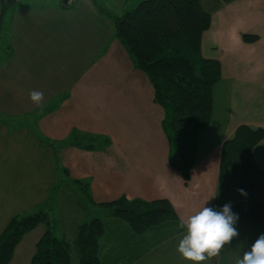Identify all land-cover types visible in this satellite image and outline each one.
<instances>
[{
	"label": "crops",
	"instance_id": "1",
	"mask_svg": "<svg viewBox=\"0 0 264 264\" xmlns=\"http://www.w3.org/2000/svg\"><path fill=\"white\" fill-rule=\"evenodd\" d=\"M200 1L211 13L201 51L204 57L220 61L221 79L213 90L211 121L197 134L190 181L186 183L170 163L165 110L151 81L116 38L115 22L101 12L96 16L109 29L106 40L59 103L39 114L34 124L13 126L0 120V236L13 217L49 204L63 182L75 184L87 201L75 183L80 180L88 183L95 202L123 195L166 198L177 212V218L141 234L119 217L102 215L100 264H194L177 251L186 233L180 218L203 206L220 208L217 193L224 142L241 124L264 128V0ZM75 2L61 6L72 9ZM244 34L258 39L246 41ZM66 44L63 52L60 43V55L73 63V51ZM92 135L108 137L110 143L94 149L79 145ZM254 158L264 170V138L255 146ZM93 210L91 203L82 202L81 213L69 225L61 214L52 220L59 224L61 235L74 240L78 225ZM47 227L45 221L25 234L9 264H31ZM235 227L239 235L217 257L201 264H235L264 234V225L256 222L238 220Z\"/></svg>",
	"mask_w": 264,
	"mask_h": 264
},
{
	"label": "trees",
	"instance_id": "2",
	"mask_svg": "<svg viewBox=\"0 0 264 264\" xmlns=\"http://www.w3.org/2000/svg\"><path fill=\"white\" fill-rule=\"evenodd\" d=\"M114 22L116 38L134 65L148 76L155 98L165 110L163 126L170 142L169 160L188 183L197 134L211 121L213 90L221 79L220 61L204 57L201 51L203 33L211 25V13L200 0H141L122 16H116ZM243 37L249 42L258 39L251 34ZM263 138V127L241 124L235 135L224 142L217 204L221 208L231 202L239 220L264 225V170L254 158V148ZM82 142L80 146L94 149L108 145L110 139L92 135L85 136ZM75 183L80 184L87 198L82 200L79 190L80 201L94 206L92 216L78 225L75 239L58 232L59 224L52 220L53 209L47 212L46 205L36 212L12 218L0 236V264H9L25 234L45 221L48 227L37 242L31 264H100L102 215L127 221L136 234L177 218L169 199L146 200L123 195L95 202L88 183L80 180ZM238 189H244L247 195H241Z\"/></svg>",
	"mask_w": 264,
	"mask_h": 264
},
{
	"label": "rangeland",
	"instance_id": "3",
	"mask_svg": "<svg viewBox=\"0 0 264 264\" xmlns=\"http://www.w3.org/2000/svg\"><path fill=\"white\" fill-rule=\"evenodd\" d=\"M62 1L18 0L8 6L0 28V120L3 122L13 126L34 124L39 114L53 109L106 40L109 29L96 14L104 13L114 25L116 16H122L141 0H77L72 9L61 6ZM1 5L2 0L0 12ZM60 43L63 52L64 44L73 51V63L60 55ZM32 90L43 93L40 106L31 101ZM75 186L63 182L44 207L47 212L53 208L55 215L61 214L68 225L82 211L80 191Z\"/></svg>",
	"mask_w": 264,
	"mask_h": 264
},
{
	"label": "clouds",
	"instance_id": "4",
	"mask_svg": "<svg viewBox=\"0 0 264 264\" xmlns=\"http://www.w3.org/2000/svg\"><path fill=\"white\" fill-rule=\"evenodd\" d=\"M29 97L37 106L42 104V92L32 90ZM238 191L241 195H247L244 189ZM238 220L239 215L232 211L231 202L218 210L203 206L186 219L181 217L180 227L186 229V233L180 239L177 251L184 259L194 264L210 261L239 235L235 227ZM235 264H264V234L259 235L251 249L245 251L242 258H237Z\"/></svg>",
	"mask_w": 264,
	"mask_h": 264
},
{
	"label": "water",
	"instance_id": "5",
	"mask_svg": "<svg viewBox=\"0 0 264 264\" xmlns=\"http://www.w3.org/2000/svg\"><path fill=\"white\" fill-rule=\"evenodd\" d=\"M74 1L75 0H63L62 3L63 5H70ZM16 2H18V0H2V5H1L2 10L0 12V28L3 25L6 7L14 5Z\"/></svg>",
	"mask_w": 264,
	"mask_h": 264
}]
</instances>
